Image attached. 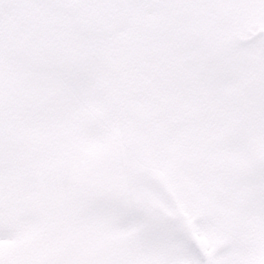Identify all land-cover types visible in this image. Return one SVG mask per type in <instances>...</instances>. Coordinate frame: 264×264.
I'll use <instances>...</instances> for the list:
<instances>
[{"label":"snow or ice","instance_id":"1","mask_svg":"<svg viewBox=\"0 0 264 264\" xmlns=\"http://www.w3.org/2000/svg\"><path fill=\"white\" fill-rule=\"evenodd\" d=\"M0 264H264V0H0Z\"/></svg>","mask_w":264,"mask_h":264}]
</instances>
